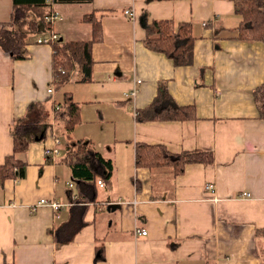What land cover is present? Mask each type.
I'll return each mask as SVG.
<instances>
[{
  "label": "crops",
  "instance_id": "obj_1",
  "mask_svg": "<svg viewBox=\"0 0 264 264\" xmlns=\"http://www.w3.org/2000/svg\"><path fill=\"white\" fill-rule=\"evenodd\" d=\"M52 8L62 19L30 36L27 58L0 46V164L13 153L12 127L31 103H40L47 125L17 154L25 176L0 180V264H264V118L253 96L264 83V41L237 37L235 0H54ZM13 10L14 0H0V30ZM93 11L103 38L93 43L91 80L81 81L77 66L57 89L53 46L37 38L55 32L66 41L91 39L83 17ZM146 17L191 23V64L146 46ZM161 85L164 104L194 105L196 117L138 120L135 110L150 105ZM65 92L80 105L72 141L110 158L113 171L105 187L97 185L96 201L87 202L84 227L58 244L52 231L68 220L79 192L71 168L76 146L66 148L64 121L56 119ZM55 138L61 153L47 158ZM140 143L211 151L214 160L187 163L179 174L139 166ZM43 198L65 204L58 217ZM101 244L104 258L97 260Z\"/></svg>",
  "mask_w": 264,
  "mask_h": 264
},
{
  "label": "trees",
  "instance_id": "obj_2",
  "mask_svg": "<svg viewBox=\"0 0 264 264\" xmlns=\"http://www.w3.org/2000/svg\"><path fill=\"white\" fill-rule=\"evenodd\" d=\"M54 0H14L11 20L0 30V46L14 59L28 57L26 45L31 35L52 30V23H46ZM236 13L241 20L237 37L244 40L264 41V0H235ZM92 25L93 35L87 40L66 41L61 38L50 42L54 49V86L62 88L71 78L78 66L81 81H90L93 70V43L103 38L102 24L93 11L83 17ZM147 30L145 44L151 50L163 52L177 65H188L193 61L195 37L191 23L181 22L178 26L170 19L144 20ZM260 116L264 118V83L253 90ZM169 96L161 85L156 98L146 108L139 111L138 120L150 119H191L196 117L194 105L164 104ZM40 103H31L27 113L13 125L14 151L0 164V180L22 178L25 176L26 163L17 157L34 140L39 130L45 126V113L39 109ZM56 112V119L64 121L66 148L76 146L75 159L71 162L73 180L77 181V198L73 200L70 215L66 222L52 232L58 244L72 241L86 224L85 214L88 201H96L98 178L109 180L112 176L113 162L93 149L84 140L72 141L71 131L80 120V105L69 92L64 93V101ZM44 132V131H43ZM91 147V148H90ZM214 155L202 149L171 152L163 144L140 143L137 145L135 162L150 168H169L173 173H182L190 162H211ZM104 258L103 244L97 246V260Z\"/></svg>",
  "mask_w": 264,
  "mask_h": 264
},
{
  "label": "built area",
  "instance_id": "obj_3",
  "mask_svg": "<svg viewBox=\"0 0 264 264\" xmlns=\"http://www.w3.org/2000/svg\"><path fill=\"white\" fill-rule=\"evenodd\" d=\"M125 12L127 14H129L130 16L134 17V12L130 9H127L125 10ZM62 19V15L59 11L57 10H52L49 14L46 15L45 17V22L46 23H54L58 20ZM59 36L57 33L55 32H51L49 33L48 36H40L37 38V42L38 43H50L51 41L53 40H56L58 39ZM137 82H141L140 79H137ZM49 91H53L52 88L49 89ZM138 88L137 87H134L131 91H130V95L131 97H134L137 95L138 93ZM60 108V105H57L56 106V109H59ZM135 115L138 116L139 112L135 110ZM59 142H60V139L59 138H55L54 142L52 145H49L45 148V155L47 158H50V157H56L58 155H60L61 151H60V148H59ZM98 185L101 186V187H105L107 185V182L104 180V179H99L98 181ZM74 184L73 183H70V186H73ZM206 188L211 190V191H214L215 189V184L212 183V182H209L206 184ZM242 194L244 196H251V193L248 192V191H244L242 192ZM77 194H74L73 195V200H75L77 198ZM41 203H45V204H48L50 205L53 210L56 212V216L58 217L60 215V210L61 208L65 205L57 200H47L45 198L41 199L40 200ZM71 203L67 204V205H70ZM104 206L105 207H109V205L111 204H115V202H103ZM148 233V230L146 228H137L136 229V234L138 235H146Z\"/></svg>",
  "mask_w": 264,
  "mask_h": 264
},
{
  "label": "rangeland",
  "instance_id": "obj_4",
  "mask_svg": "<svg viewBox=\"0 0 264 264\" xmlns=\"http://www.w3.org/2000/svg\"><path fill=\"white\" fill-rule=\"evenodd\" d=\"M102 193H103V190H102ZM98 197L101 198V189L99 190V195H98Z\"/></svg>",
  "mask_w": 264,
  "mask_h": 264
},
{
  "label": "water",
  "instance_id": "obj_5",
  "mask_svg": "<svg viewBox=\"0 0 264 264\" xmlns=\"http://www.w3.org/2000/svg\"><path fill=\"white\" fill-rule=\"evenodd\" d=\"M115 205H116V204H111V205H109L108 208L115 207Z\"/></svg>",
  "mask_w": 264,
  "mask_h": 264
}]
</instances>
